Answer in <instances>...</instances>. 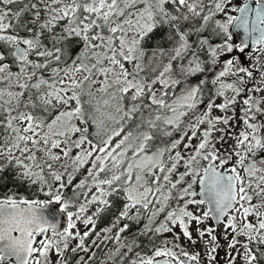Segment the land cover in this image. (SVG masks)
<instances>
[{"label": "snow or ice", "instance_id": "1", "mask_svg": "<svg viewBox=\"0 0 264 264\" xmlns=\"http://www.w3.org/2000/svg\"><path fill=\"white\" fill-rule=\"evenodd\" d=\"M0 264H264V0H0Z\"/></svg>", "mask_w": 264, "mask_h": 264}, {"label": "rangeland", "instance_id": "2", "mask_svg": "<svg viewBox=\"0 0 264 264\" xmlns=\"http://www.w3.org/2000/svg\"><path fill=\"white\" fill-rule=\"evenodd\" d=\"M235 2H236L237 4H239V3H240V0H235Z\"/></svg>", "mask_w": 264, "mask_h": 264}]
</instances>
